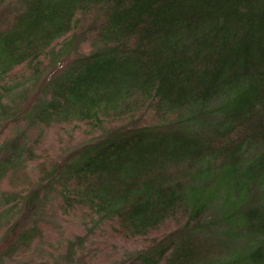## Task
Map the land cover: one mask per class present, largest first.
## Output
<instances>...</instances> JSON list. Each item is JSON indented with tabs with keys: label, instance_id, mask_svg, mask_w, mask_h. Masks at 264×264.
<instances>
[{
	"label": "trees",
	"instance_id": "1",
	"mask_svg": "<svg viewBox=\"0 0 264 264\" xmlns=\"http://www.w3.org/2000/svg\"><path fill=\"white\" fill-rule=\"evenodd\" d=\"M12 260L264 264V0H0Z\"/></svg>",
	"mask_w": 264,
	"mask_h": 264
},
{
	"label": "rangeland",
	"instance_id": "2",
	"mask_svg": "<svg viewBox=\"0 0 264 264\" xmlns=\"http://www.w3.org/2000/svg\"><path fill=\"white\" fill-rule=\"evenodd\" d=\"M78 45V44H77ZM86 43L84 42V40H81V42H80V45H78V47L77 48H79L78 49V51L80 50V52H84V51H86ZM76 48V46H73V50ZM71 51L67 56H65L63 59H61L60 60V63H59V65L58 66H52L51 67V70H50V74H52V73H54V72H59L60 70H61V68L63 67V66H65L66 64H68L75 56H77L78 55V53H76L75 51ZM63 69V68H62ZM48 73L46 72L45 73V76L47 75ZM43 80H44V75H43ZM42 83V81L39 83V84H41ZM32 90H31V93H30V95H29V97H28V99H31V101H33V97H34V99H35V94H36V92H37V87H32L31 88ZM10 264H15V261L14 260H12L11 262H10Z\"/></svg>",
	"mask_w": 264,
	"mask_h": 264
}]
</instances>
